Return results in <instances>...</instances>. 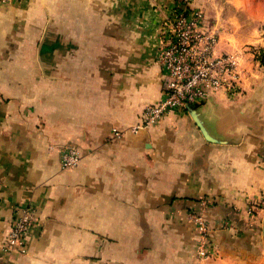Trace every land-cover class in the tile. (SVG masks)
<instances>
[{"label":"crops","instance_id":"1","mask_svg":"<svg viewBox=\"0 0 264 264\" xmlns=\"http://www.w3.org/2000/svg\"><path fill=\"white\" fill-rule=\"evenodd\" d=\"M183 2L236 58L239 93L134 132L163 97L159 29ZM263 159L264 0L0 3V264H264ZM203 200L208 259L187 218ZM26 208L28 251L2 249Z\"/></svg>","mask_w":264,"mask_h":264},{"label":"built area","instance_id":"2","mask_svg":"<svg viewBox=\"0 0 264 264\" xmlns=\"http://www.w3.org/2000/svg\"><path fill=\"white\" fill-rule=\"evenodd\" d=\"M9 1L17 0H0V3ZM201 19L199 11L183 2L172 9L160 27L156 63L163 72V97L158 103L144 108L133 128L134 132L154 124L170 113H185L189 107L202 103L213 92L239 93L236 58L216 52L218 33L216 30H205ZM112 136L120 138L122 132L114 129ZM80 160V152L75 146L65 145L60 148L62 169L73 168ZM261 203V207H264V194ZM206 207L207 202L203 200L187 215L196 232L195 252L199 259L210 258L212 249L210 237L213 228L206 218ZM35 221L33 209H19L2 249L26 253V233Z\"/></svg>","mask_w":264,"mask_h":264},{"label":"water","instance_id":"3","mask_svg":"<svg viewBox=\"0 0 264 264\" xmlns=\"http://www.w3.org/2000/svg\"><path fill=\"white\" fill-rule=\"evenodd\" d=\"M187 111L192 112V111H193V108H192V107H189V108L187 109Z\"/></svg>","mask_w":264,"mask_h":264}]
</instances>
